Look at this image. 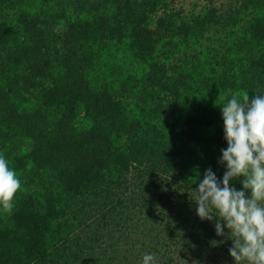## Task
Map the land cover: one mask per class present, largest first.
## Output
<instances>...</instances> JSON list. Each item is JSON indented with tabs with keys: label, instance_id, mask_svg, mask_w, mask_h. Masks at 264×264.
<instances>
[{
	"label": "trees",
	"instance_id": "1",
	"mask_svg": "<svg viewBox=\"0 0 264 264\" xmlns=\"http://www.w3.org/2000/svg\"><path fill=\"white\" fill-rule=\"evenodd\" d=\"M233 92L264 95V0H0V264H235L195 202Z\"/></svg>",
	"mask_w": 264,
	"mask_h": 264
},
{
	"label": "clouds",
	"instance_id": "2",
	"mask_svg": "<svg viewBox=\"0 0 264 264\" xmlns=\"http://www.w3.org/2000/svg\"><path fill=\"white\" fill-rule=\"evenodd\" d=\"M220 108L227 148L221 149L219 163L225 171L222 179L211 167L205 171L196 188L197 215L215 219L216 234L230 237L229 254L235 264H264V95L250 99L247 92H233ZM240 177L243 190L231 187L230 182ZM20 188L15 170L0 155V206L6 212L12 211ZM153 261V254L143 256V264Z\"/></svg>",
	"mask_w": 264,
	"mask_h": 264
}]
</instances>
